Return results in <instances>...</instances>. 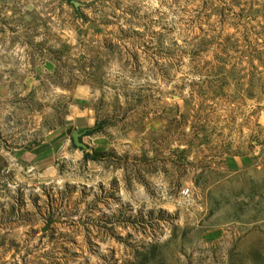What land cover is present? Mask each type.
<instances>
[{"label":"rangeland","instance_id":"rangeland-1","mask_svg":"<svg viewBox=\"0 0 264 264\" xmlns=\"http://www.w3.org/2000/svg\"><path fill=\"white\" fill-rule=\"evenodd\" d=\"M0 264H264V0H0Z\"/></svg>","mask_w":264,"mask_h":264},{"label":"built area","instance_id":"built-area-1","mask_svg":"<svg viewBox=\"0 0 264 264\" xmlns=\"http://www.w3.org/2000/svg\"><path fill=\"white\" fill-rule=\"evenodd\" d=\"M188 194V190H184V191H182V195L183 196H186Z\"/></svg>","mask_w":264,"mask_h":264}]
</instances>
